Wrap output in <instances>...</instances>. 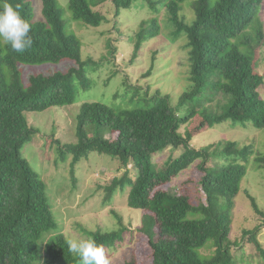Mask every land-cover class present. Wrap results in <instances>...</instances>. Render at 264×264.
I'll return each mask as SVG.
<instances>
[{
    "label": "trees",
    "instance_id": "1",
    "mask_svg": "<svg viewBox=\"0 0 264 264\" xmlns=\"http://www.w3.org/2000/svg\"><path fill=\"white\" fill-rule=\"evenodd\" d=\"M262 1L69 0L66 9L58 0H40L41 18L37 19L38 0H9L21 6L30 22L33 44L19 54L0 40V264H80L56 221L47 183L22 150L40 132L31 126L27 113L71 107L85 93L92 95L83 99L75 118L77 142L56 141L59 159L64 163L71 159L72 173L93 155L109 156L119 163L123 173L104 188V201L110 203L124 194L128 208L149 211L141 232L148 237L152 264H251L246 248L253 244L252 251L264 261L257 238L261 226L244 231L240 240L231 238L235 201L254 154L248 137L220 140L200 150L192 147L195 134L227 121L244 130L248 124L264 128L261 57H250L249 49L241 51L249 41L233 43L252 27L253 39L263 38L257 30L262 26L258 16ZM107 3L115 25L128 11L150 13L151 18L143 20L132 37L131 62L150 40L163 34V28L171 42L185 40L189 70L176 103L165 88L179 80L169 82L172 73L162 69L158 51L152 52L151 66L143 75L158 80L156 90L151 91V83H146L147 89L124 83L115 90L113 103L101 96L97 90L101 85L90 74L105 62H115L118 48L107 40L102 63L84 58L82 38L72 24L100 28L107 18L96 8ZM184 6L193 10V20L185 16ZM36 66L54 70L31 74L25 81L23 69ZM168 150L175 155L165 159ZM253 160L256 169L252 170L264 171V153ZM196 162L191 178L194 193H172L165 187ZM248 197L264 216L256 199ZM125 232L127 228L121 226L84 233L108 249Z\"/></svg>",
    "mask_w": 264,
    "mask_h": 264
},
{
    "label": "rangeland",
    "instance_id": "2",
    "mask_svg": "<svg viewBox=\"0 0 264 264\" xmlns=\"http://www.w3.org/2000/svg\"><path fill=\"white\" fill-rule=\"evenodd\" d=\"M58 1L61 7L67 9L69 0ZM35 8L36 18L39 19L42 8L40 0ZM259 8L258 16L262 26L257 30L263 33V38L253 39L255 29L252 27L246 33L235 38L233 43L250 42V45L242 46L241 51L246 52L249 49V51H253L250 57H261L258 72L264 75V0ZM96 11L107 18V22L100 28L91 30L76 24H72V27L82 38L84 58L89 56L96 62L102 63L101 57L106 54L107 40H112V43L118 48L115 62H105L90 74L92 78L99 81L101 86L97 85V90L103 93L101 96L106 95L104 99H110L109 103H113L115 90L119 86L122 87L124 83L145 89H147L146 85L151 83L153 85L151 91L156 90L158 80L156 78L144 79L143 75L151 66L152 52L158 51L163 60L162 69H166L165 73H172L169 76V82L172 79L174 82L179 80L177 84L174 83L165 88L166 93L172 94V100L176 103L185 89L184 79L189 70L185 40L171 42L165 37L166 32L163 28V34L150 40L146 48L140 51L139 57L131 62V56L135 50V41L132 37L139 30L142 21L151 18L150 13L147 10L139 9L128 11L115 25L116 20L110 3L96 8ZM184 14L188 20L194 19V12L189 6H184ZM52 70H54L52 66L25 67L23 77L27 81L31 74H48ZM163 72L161 71L160 74ZM162 78L167 79L165 75ZM259 92L264 99V86L259 89ZM83 95L84 97H80L77 103L71 107L50 108L41 114L27 113L26 116L31 126L40 132L31 143L23 147L22 155L47 183L48 195L52 210L56 215V221L69 240L88 238L84 232L114 231L123 226L127 228L123 238L112 248L106 249L110 264H123L133 259L137 264H152V250L148 237L141 232L146 225V215L149 211L128 208L124 194L117 195L110 203L104 201L106 195L104 188L115 177H119L123 173L122 170H119V163L109 156L93 155L91 160H85L78 164L72 173L71 159L66 163L59 159L60 150L56 141H61L63 144L77 142L75 118L84 102L83 99H89L92 93ZM98 98L97 96L95 99ZM244 137H248L254 154L250 160L247 177L241 184V192L235 201L231 238L233 241L240 240L244 231L261 226L257 238L264 250V216L257 213L248 197V194L254 197L260 211L264 213V171L252 170L256 169L253 160L255 155L264 153V128L259 129L253 124H248L244 130L240 126L234 127L231 121H227L216 125L213 129L205 127L195 134L192 147L200 150L213 146L220 140L227 141ZM171 154L175 155L172 150L166 151L165 159ZM157 162L159 165L163 164L161 160H157ZM197 164L198 162L180 173L165 187L172 193H180V191L181 194L191 195L194 193V190H191L193 188L191 178L196 173ZM213 164V161L209 162L208 167H212ZM253 247L254 244L246 248V254L251 260V264H264V261L259 260L262 259L259 253L252 251Z\"/></svg>",
    "mask_w": 264,
    "mask_h": 264
},
{
    "label": "clouds",
    "instance_id": "3",
    "mask_svg": "<svg viewBox=\"0 0 264 264\" xmlns=\"http://www.w3.org/2000/svg\"><path fill=\"white\" fill-rule=\"evenodd\" d=\"M31 24L26 20L19 4L0 0V40L7 42L13 52L23 54L33 44ZM68 249L80 259V264H110L106 249L94 238L70 239Z\"/></svg>",
    "mask_w": 264,
    "mask_h": 264
}]
</instances>
